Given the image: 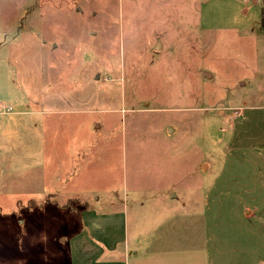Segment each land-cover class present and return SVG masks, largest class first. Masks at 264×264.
I'll return each instance as SVG.
<instances>
[{
  "label": "rangeland",
  "instance_id": "374dc122",
  "mask_svg": "<svg viewBox=\"0 0 264 264\" xmlns=\"http://www.w3.org/2000/svg\"><path fill=\"white\" fill-rule=\"evenodd\" d=\"M255 2L0 0V264H67L84 202L169 264H264Z\"/></svg>",
  "mask_w": 264,
  "mask_h": 264
},
{
  "label": "crops",
  "instance_id": "0c3cea01",
  "mask_svg": "<svg viewBox=\"0 0 264 264\" xmlns=\"http://www.w3.org/2000/svg\"><path fill=\"white\" fill-rule=\"evenodd\" d=\"M255 3L264 7V0ZM101 200L96 197L97 202ZM84 204L63 211L67 228L71 229L65 240L63 233L59 234L67 242V264H169L151 231L135 229L131 237L127 235V219L120 207L104 210L94 203ZM194 260L191 264H201L200 259Z\"/></svg>",
  "mask_w": 264,
  "mask_h": 264
},
{
  "label": "trees",
  "instance_id": "16d2710c",
  "mask_svg": "<svg viewBox=\"0 0 264 264\" xmlns=\"http://www.w3.org/2000/svg\"><path fill=\"white\" fill-rule=\"evenodd\" d=\"M263 22H264V18H263Z\"/></svg>",
  "mask_w": 264,
  "mask_h": 264
}]
</instances>
